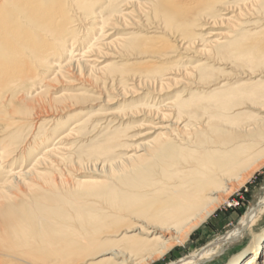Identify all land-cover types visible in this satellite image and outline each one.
I'll return each mask as SVG.
<instances>
[{
    "label": "bare ground",
    "instance_id": "obj_1",
    "mask_svg": "<svg viewBox=\"0 0 264 264\" xmlns=\"http://www.w3.org/2000/svg\"><path fill=\"white\" fill-rule=\"evenodd\" d=\"M218 25L229 31L202 35ZM88 31L98 46L88 47L81 61L58 68L61 54L79 51ZM103 50L110 53L103 56ZM95 55L112 61L100 67L98 60L84 59ZM230 61L240 65L245 80L232 81L231 73L214 68L221 62L234 72ZM176 66L183 68L179 80L169 77ZM69 67L91 82L83 86L89 92L112 97L105 104L129 96L147 99L156 110L147 115L157 120L155 138L131 150L134 154L110 166L109 173H98L101 179L70 185L65 142L79 135L83 123L76 121L53 142L54 134L42 142L28 134L39 121L30 124L32 119L82 102L83 88L49 94L47 83L69 78ZM263 77L264 0H0V264H105L108 259L95 260L107 254L120 259L117 264H143L163 255L180 242V234L208 217L231 183L264 163ZM98 81L102 87L92 86ZM179 83L188 91L217 88L209 90L207 107L176 98L155 108ZM204 108L212 112L201 119ZM133 116H94L104 121L109 149L127 148L124 133L109 124ZM105 180L111 182L108 189ZM68 188L104 199L112 209L67 205L87 244L77 251L61 204ZM263 214L264 197L230 233L171 264L213 261ZM105 244L120 248L84 255ZM252 244V252L230 264H264V238Z\"/></svg>",
    "mask_w": 264,
    "mask_h": 264
},
{
    "label": "rangeland",
    "instance_id": "obj_2",
    "mask_svg": "<svg viewBox=\"0 0 264 264\" xmlns=\"http://www.w3.org/2000/svg\"><path fill=\"white\" fill-rule=\"evenodd\" d=\"M206 31L202 33L206 38L210 35V31L213 32H221L227 33L229 31L228 26H216V27H206ZM259 28L258 30H261ZM256 30V31H258ZM86 33V32H85ZM96 39L95 33L87 32V35H83L80 40H82V44L80 43L79 51L75 49L74 53L67 55L65 52L61 54L60 58L57 60V67L60 68L65 64L79 62L86 55V49L89 47H95L98 44V41H94ZM98 46V45H97ZM96 46V47H97ZM103 56L108 55L110 52L102 51ZM111 56V55H110ZM84 59H96L98 63L101 62L100 67L105 64L111 63L112 59L107 57L105 61L101 59V55L98 57L93 56L91 58ZM138 61H131L129 63H137ZM218 64L214 66V68L225 69V72L231 73L232 81H235L239 78H243L238 73L241 72L240 65L235 64L234 61H230V67L233 68L234 72L226 70V66L224 63L217 62ZM167 67L175 66L172 64V61L163 62ZM125 69L127 71L128 69ZM57 70L53 68L47 76L52 74L53 71ZM171 73L174 72L173 75H169L174 80L181 79V73L183 68L180 66H176L172 69ZM168 70V71H170ZM67 72H70L71 75L69 78H58L53 83H47V87L50 89L49 94L52 97L60 94L63 91L67 90H75V89H84L85 96L82 99V102L78 104H68L66 108H61L59 110L49 111L46 114L40 115V117L36 119H32L33 121H29L30 124H33L35 120L37 121V125H31L28 134L35 138V142H42L44 138H48L54 134V138L52 142L56 140L58 136L67 135L72 127L73 123L76 121L83 123L84 127L76 138H72L69 141L65 142L66 146L70 148V163L71 170L66 180L69 182V185L72 183H77L81 181H91V180H99L101 179L98 176L99 174L109 173V167L121 162V160L125 159L128 156L134 154L136 147L142 145L144 143H148L150 140L154 139L157 132L153 133L152 127L157 124V120H155V115H147V112L151 111L153 113L156 112L152 108V104L149 100L145 99L140 101L139 97L129 96L124 97L122 100L116 103L105 104L106 100L112 98L109 95L100 96L98 93L94 91H88L85 87L88 84H91L90 81L84 79V76H80L77 72L73 71L72 67L67 68ZM244 71V70H243ZM258 73V72H257ZM64 77V76H63ZM259 78V77H255ZM264 78V77H263ZM243 80H245L243 78ZM89 82V83H88ZM96 87H102L98 81ZM217 87H212L207 90L202 89H194L188 91L181 83L174 85L169 88L161 97L159 101L155 103L156 107H161L172 101L176 98H179L181 102H194L196 101L199 107H207L206 96L210 94L209 90H214ZM195 104V103H194ZM209 107V106H208ZM195 109L194 107H192ZM192 109V111H193ZM205 109V108H204ZM202 113L200 111L199 118L203 119L201 115L209 114L212 112L211 108H207ZM104 113H115V114H127L132 115L133 113L137 115L133 116L125 121L110 123L109 129H121V131L126 136L125 142L123 143L127 148L117 149H109L108 138H110L109 134H105V130L103 129L105 125H102L104 122L99 116ZM164 113V112H161ZM149 116V118H145L144 116ZM207 118L204 117V119ZM52 120V121H51ZM205 122H208L206 119ZM44 126H39V125ZM101 128V129H100ZM151 128V129H150ZM48 134V136H46ZM212 135V134H211ZM45 138V139H46ZM38 144V143H37ZM49 145V144H47ZM44 148V147H43ZM118 150V151H117ZM36 156V154H35ZM34 156V157H35ZM102 169V171H101ZM19 170H15L13 173L18 172ZM6 172V170H5ZM106 175V174H105ZM4 176H0V180H2ZM240 179V180H239ZM229 185V190L226 193L220 195V202L216 204L212 208V212L208 215L205 220L200 222L195 228L190 230L189 232L182 233L179 235L180 242L173 247H171L168 251H166L163 255L158 256L157 258H153V260L143 263V264H171L177 262L179 259L192 255L194 253L199 252L202 248L207 246L208 244L214 242L218 238L224 237L232 230H234L243 216L248 212L250 207L255 206L260 199L264 197V163L251 168L247 172V176L243 178H239ZM107 189L111 186V182L105 180ZM78 184V183H77ZM70 187V186H69ZM72 189L68 188L66 191L62 192V206L65 209V212L70 216V220L67 223L68 229L72 234H69V237H74L79 242V245L76 248V251L80 249V247H85V240L83 237V230L75 221L72 220L74 216V210L71 209L69 203L73 204L77 208H86L88 210H102L107 213H112L111 208L105 204V202L99 198L94 197H86V196H78L71 192ZM107 192V191H106ZM126 216L125 213H122ZM135 223V222H133ZM122 224V223H121ZM127 225V223H124ZM124 224H122L124 226ZM135 233V232H134ZM133 233V234H134ZM243 237L237 241L235 244L228 247L223 254L217 256L213 259V261L207 262L205 264H230V261L238 256L240 253L252 252L254 249V243L257 239L264 238V214L257 219V222L250 227L243 235ZM143 237V236H141ZM160 237V236H159ZM262 237V238H261ZM215 239V240H214ZM163 239H160V241ZM174 242V241H173ZM110 247L120 248L117 245L105 244L102 248L95 247L89 248L84 255H92L97 253L100 250H104ZM73 251L72 253H75ZM121 258L123 257L120 255ZM101 259H108L105 264H117L120 263V259H114L112 255H104L99 257L95 261H99ZM137 259H141L138 257ZM113 261V262H112ZM117 261V262H116ZM135 264V261H128L125 264Z\"/></svg>",
    "mask_w": 264,
    "mask_h": 264
}]
</instances>
